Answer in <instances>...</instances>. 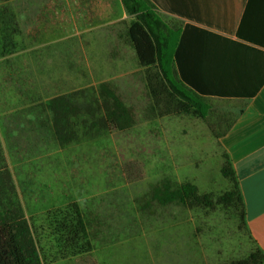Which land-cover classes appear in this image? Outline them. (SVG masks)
I'll use <instances>...</instances> for the list:
<instances>
[{"label":"rangeland","instance_id":"obj_1","mask_svg":"<svg viewBox=\"0 0 264 264\" xmlns=\"http://www.w3.org/2000/svg\"><path fill=\"white\" fill-rule=\"evenodd\" d=\"M64 2L15 4L23 10V34L14 53L0 55V180L9 172L14 189L0 185V214L22 208L44 264H230L246 258L252 246L234 208L153 204L143 211L139 203L165 177L194 183L214 199L229 191L217 135L235 115L215 102L206 119L158 115L125 27L86 32V19L73 18ZM173 42L174 35L171 50ZM103 82L134 111L133 128L90 130L103 117L95 100ZM77 91L92 108L79 120V139L63 146L44 104ZM75 204L88 244L68 253L54 241L51 218Z\"/></svg>","mask_w":264,"mask_h":264},{"label":"trees","instance_id":"obj_2","mask_svg":"<svg viewBox=\"0 0 264 264\" xmlns=\"http://www.w3.org/2000/svg\"><path fill=\"white\" fill-rule=\"evenodd\" d=\"M126 12L132 17L127 37L133 47L139 65L145 69L147 88L151 94L158 115H192L206 119V97L210 93L198 87L192 80V74L184 61V41L186 36L201 32L192 25H186L184 31L173 30L156 8L171 13L182 14L181 4L173 0H122ZM251 5V4H250ZM247 5V8H250ZM261 16V12L259 13ZM264 16V14H263ZM193 29L196 32H189ZM14 33L0 32V55L12 54L17 49ZM174 35L172 50L171 37ZM236 36L243 41L264 48V17H249L248 10L243 15ZM83 91L48 100L44 107L52 114L53 131L60 145H68L79 139V120L89 115L92 105ZM96 107L103 113L100 119H94L90 130L126 131L136 125L131 107L118 95L109 82L99 85ZM84 123L87 120L82 119ZM220 135H217L219 138ZM220 145V144H219ZM224 166L222 175L229 180L231 188L217 199L212 194H201L197 185L191 182L179 183L169 177L150 186L148 193L139 199L143 211L152 208L177 205L189 209H216L218 205L234 208L238 213L242 227L248 232L243 196L228 154L223 151ZM1 186L12 187L9 172L1 178ZM4 193L0 191V194ZM12 206L16 204L11 201ZM17 206V205H16ZM52 234L59 249L64 252H79L88 244V230L78 205L56 213L51 218ZM264 252L255 247L246 257L230 264H261ZM0 264H44L37 245L33 229L20 206L0 214Z\"/></svg>","mask_w":264,"mask_h":264},{"label":"crops","instance_id":"obj_3","mask_svg":"<svg viewBox=\"0 0 264 264\" xmlns=\"http://www.w3.org/2000/svg\"><path fill=\"white\" fill-rule=\"evenodd\" d=\"M20 1L0 0L1 32L11 34L16 30L18 45L23 34L18 19L23 10L15 4ZM173 1L181 4L182 14L160 8L155 11L167 19V22L163 20L173 30L184 31L186 25L201 30L186 36L184 61L194 83L210 91L205 93L206 114L213 110L211 102H215L228 107L223 112L235 115L217 138L218 144L232 161L243 196L250 253L255 247L264 252V48L236 36L247 10L249 17H264V0ZM64 3L73 18L86 19L90 25L86 32L105 35L111 26L122 25L128 41L132 17L122 0H65ZM169 20L178 27H172ZM60 96L63 95L55 97Z\"/></svg>","mask_w":264,"mask_h":264}]
</instances>
